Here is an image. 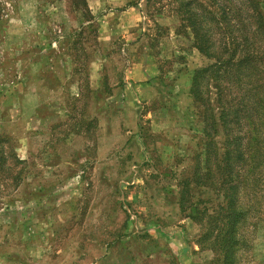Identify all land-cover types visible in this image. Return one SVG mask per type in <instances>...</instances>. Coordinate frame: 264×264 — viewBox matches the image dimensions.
<instances>
[{
	"label": "rangeland",
	"instance_id": "obj_1",
	"mask_svg": "<svg viewBox=\"0 0 264 264\" xmlns=\"http://www.w3.org/2000/svg\"><path fill=\"white\" fill-rule=\"evenodd\" d=\"M191 7L220 101L171 0H0V264H222L225 139L232 264H264V0Z\"/></svg>",
	"mask_w": 264,
	"mask_h": 264
},
{
	"label": "trees",
	"instance_id": "obj_2",
	"mask_svg": "<svg viewBox=\"0 0 264 264\" xmlns=\"http://www.w3.org/2000/svg\"><path fill=\"white\" fill-rule=\"evenodd\" d=\"M148 2V0H145ZM172 2L177 3V8L174 11L175 14L178 16L179 20V27L187 28L193 38V44L195 48L202 54H204L207 58H212L214 61L210 63L207 66H204L202 68H199L195 71V74L193 76L192 80V95H196L197 89H198V78L201 76H204L206 73H209L210 78L215 81V87L217 89V95L218 100L221 99V93H222V87L220 88L218 86V80L219 77L222 76V73H227L228 67L230 64V56H226L225 58H221V54H215L212 52V43L211 40H209L208 37V27L207 23L208 21H213V17L210 15V11L206 10V8L202 9L203 13L198 14V12L191 7V4L194 2V0H171ZM224 11V10H222ZM213 16V15H212ZM224 17V13H222L221 18ZM207 24V25H206ZM226 45H224L225 47ZM226 49H223L222 53H225ZM218 119L221 122V125L223 126V129H225L226 134V123H225V108L224 106H221V110L218 114ZM230 144H232L231 141H228L225 139L224 142V154L221 157L220 166L225 174V179L222 181L223 183V196L225 201V219H226V232L224 237V249L227 254V257L225 260H223L222 264H232L233 262V245L236 241V228H237V222L239 219L237 208V202L234 198V190H235V182L237 180H234L233 178H230L229 173V162L232 163L231 153L233 151L230 149ZM237 156V155H236ZM233 164V163H232ZM222 189V188H221Z\"/></svg>",
	"mask_w": 264,
	"mask_h": 264
}]
</instances>
